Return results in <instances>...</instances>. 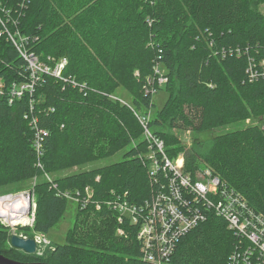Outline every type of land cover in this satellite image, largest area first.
Instances as JSON below:
<instances>
[{
  "label": "trees",
  "instance_id": "1",
  "mask_svg": "<svg viewBox=\"0 0 264 264\" xmlns=\"http://www.w3.org/2000/svg\"><path fill=\"white\" fill-rule=\"evenodd\" d=\"M262 4L0 0V196L34 191V231L42 234L63 218L66 193L86 198L88 188L92 196L64 245L30 255L10 246L0 222V253L20 263L142 264L135 230L126 226L129 237H118L108 203L139 205L153 196L138 113L153 110L154 87L168 99L149 129L169 158L184 152L186 173L195 177L207 167L264 217ZM15 31L43 62L66 58L67 65L61 77L44 75L34 94L10 103L13 84L29 80L28 63L9 39ZM157 70L165 78L161 87ZM119 90L130 103L116 96ZM186 132L194 137L190 148L181 142ZM37 133L42 158L34 148ZM118 154V161L91 166ZM234 242L225 219L211 213L176 243L169 264H228Z\"/></svg>",
  "mask_w": 264,
  "mask_h": 264
},
{
  "label": "built area",
  "instance_id": "2",
  "mask_svg": "<svg viewBox=\"0 0 264 264\" xmlns=\"http://www.w3.org/2000/svg\"><path fill=\"white\" fill-rule=\"evenodd\" d=\"M1 21V17H0ZM19 53L28 63L29 80L22 84H13L10 90V103L22 99L28 93L34 94L37 84L44 75L51 74L61 77L67 65V59L55 62L54 65L43 62L39 56L27 49L29 38L19 31L9 34ZM264 69V62L260 65ZM251 76L256 75L255 66L249 68ZM158 84L161 87L165 78L160 71H156ZM264 76V71H263ZM4 84L0 83V94ZM156 88L151 91L156 94ZM138 119L144 128V138L148 142L150 153L146 156L150 187L153 188L151 199H144L139 205L126 200L108 203L116 214L118 229L116 235L128 238L126 226L134 229L136 240L140 246V261L142 264H169L176 250V243L185 237L191 230L204 223L209 215L225 219L228 229L233 232L235 242L229 257L228 264H264V217L256 212L239 193L213 175L210 169L204 166L197 171L195 177L184 171V158L178 156L175 160L169 158L165 142L157 138L149 129L152 119L148 114L138 113ZM35 150L41 154V139L36 134ZM38 165L43 168L41 160ZM86 198L78 193H66L77 199H82L83 209L91 201V193L85 190ZM127 196V194L125 195ZM35 193L24 191L15 194L0 196V222L7 228L33 227L35 219L30 217L33 212ZM68 200V199H67ZM16 204L15 209L11 204ZM99 207V205H97ZM18 236L25 240L30 239L24 234L11 233V238ZM36 245V254L41 257L46 250L52 248L51 243L41 236L32 238Z\"/></svg>",
  "mask_w": 264,
  "mask_h": 264
},
{
  "label": "rangeland",
  "instance_id": "3",
  "mask_svg": "<svg viewBox=\"0 0 264 264\" xmlns=\"http://www.w3.org/2000/svg\"><path fill=\"white\" fill-rule=\"evenodd\" d=\"M260 10L264 14V4H262L260 6ZM116 96L120 97L124 102H127V103L131 102V98H130L129 94L123 90H119ZM167 99H168V94H167L165 89L159 90V92L154 95L153 100H154L155 106H154L153 110L150 111L151 117L154 116L155 109L156 110L161 109L164 106ZM230 128H233V127H230ZM230 128H227L225 130H228ZM169 133H174V132L169 130ZM202 137L203 136H201V139H202ZM180 138H181V142L184 145H186L188 148H190L192 146L194 137L190 132L183 133L180 136ZM178 156H181L185 159V153L184 152L180 153ZM120 159H121V155L118 154V155H116V157L94 163L91 166L100 167V166L108 165L111 162L118 161ZM201 168H204V166H202ZM67 199H68V205H67V209H66V212L64 213L63 218L60 220V222L55 227H53L49 231L48 234H42L39 232H35L34 231L35 225L33 227H30V226L19 227L18 226V227H15L13 230L10 228H7L6 226L5 227L7 229H9L10 236H11V233H20V234H24L25 236L32 239L34 237V235H38V236H41L44 243L46 240V241L50 242L51 243L50 245H52V246L53 245H64L66 243V238H67L70 230L73 227L76 215L78 214V212L80 210H83V208H82L83 204L81 203L82 199L74 198V197H72V195H70L69 198H67ZM34 204H35V207L33 208V212L31 211L30 217L32 219H35L34 224H36V220H37V218H36V212H37L36 197L34 199ZM116 216H118L117 213H116ZM117 229H118V227H117ZM116 232H117V230H116ZM9 242H10V239H9ZM47 263L48 264H61V263H56L54 261H49Z\"/></svg>",
  "mask_w": 264,
  "mask_h": 264
},
{
  "label": "water",
  "instance_id": "4",
  "mask_svg": "<svg viewBox=\"0 0 264 264\" xmlns=\"http://www.w3.org/2000/svg\"><path fill=\"white\" fill-rule=\"evenodd\" d=\"M12 247L22 250L30 255L36 254L37 245L33 239L25 240L18 236H13L11 238ZM0 264H48V263H20L9 259L0 253Z\"/></svg>",
  "mask_w": 264,
  "mask_h": 264
},
{
  "label": "bare ground",
  "instance_id": "5",
  "mask_svg": "<svg viewBox=\"0 0 264 264\" xmlns=\"http://www.w3.org/2000/svg\"><path fill=\"white\" fill-rule=\"evenodd\" d=\"M15 205H16V204H13V203H12V204H11V207H12L13 209H15Z\"/></svg>",
  "mask_w": 264,
  "mask_h": 264
}]
</instances>
